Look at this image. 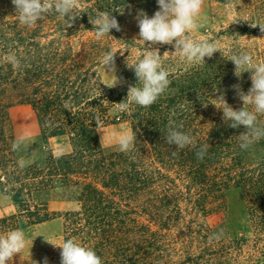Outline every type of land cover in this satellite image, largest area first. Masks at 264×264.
<instances>
[{
  "label": "trees",
  "instance_id": "obj_1",
  "mask_svg": "<svg viewBox=\"0 0 264 264\" xmlns=\"http://www.w3.org/2000/svg\"><path fill=\"white\" fill-rule=\"evenodd\" d=\"M210 1L248 15L207 38L239 42L237 49L219 46L222 52L199 64L179 55L162 57L171 81L166 92L150 107L132 104L119 111L115 103L138 83L127 60L137 62L149 48L140 40L137 16L154 15L157 0H79L82 12L72 22L53 11L31 27L19 22L12 0H0V171L14 186L18 205V215L0 219V235L24 219L37 225L60 217L63 241L93 249L103 264H264V140L241 150L238 135L246 129L229 127L217 108L223 94L229 105L241 109L232 85L245 93L251 87L250 73L233 79L232 54L243 49L255 63H264V49L240 42L256 36L264 40L260 26L250 24L264 23V0ZM101 11L110 12L121 31L112 29L98 40L89 16ZM152 48L175 51L170 45ZM109 50L117 51L120 82L115 86L106 85L100 74ZM20 105L33 110L44 144L65 137L70 150L54 155L48 148L43 164L19 167L10 111ZM169 121L182 124L179 130L190 134L194 145H169ZM115 122L129 123L136 137L127 153H106L101 146L98 130ZM203 144L209 148L200 160L196 152ZM68 186L79 188L76 209L49 216L31 208L33 192ZM232 189L245 197L248 238H217L210 223L225 213ZM60 252L51 264H61Z\"/></svg>",
  "mask_w": 264,
  "mask_h": 264
},
{
  "label": "clouds",
  "instance_id": "obj_2",
  "mask_svg": "<svg viewBox=\"0 0 264 264\" xmlns=\"http://www.w3.org/2000/svg\"><path fill=\"white\" fill-rule=\"evenodd\" d=\"M12 4L18 13L19 22L29 27L43 20L53 11L61 19L68 17L67 20L71 22L82 12L79 0H12ZM157 4L159 10L151 17L144 12L137 16L140 40L149 42V48L137 62L129 64L127 60V66L134 70L138 83L128 87L126 99L115 103L119 111H127L132 104L143 108L150 107L166 92L171 81L169 71L163 66L162 57L179 54L181 60L199 64L204 62L205 57L211 58L216 51L222 52L218 42L206 38L196 40L190 35L199 27L197 18L200 16L204 0H157ZM89 20L98 40L110 36L112 29L121 31L118 20L110 12L101 11L95 18L89 16ZM257 24L261 32H264V23L254 22L251 26L256 27ZM68 25L70 26L71 23ZM152 45H172L175 52L170 54L166 51L161 55L159 49H153ZM116 52L109 50L101 60L103 67L107 66V71L114 75ZM229 60L235 65L236 77L240 78L244 72H250L251 87L245 93L239 84L232 85L236 95L243 102V107L239 110L229 105L223 94L217 98L221 106L214 105L222 110V118L229 127L235 129L243 126L246 129L238 135V140L241 150H248L264 140V121L260 120V117L264 116V63H255L251 52L243 49L232 54ZM9 61L14 66L19 63L15 56H9ZM119 82L115 75V83L112 86ZM246 105L250 106L251 110L245 107ZM96 122L98 124V120ZM182 127V124L177 125L174 121H169L166 129L167 143L175 145L177 149L194 145L193 137L179 130ZM135 138L134 134L121 136L119 150L127 153L134 145ZM22 144V140L17 141L13 144V149L19 150ZM208 148V144L201 145L196 152L197 158L203 160ZM176 154V152L172 153L173 156ZM24 166V161H20V167ZM51 244L61 249V264H103L101 257L93 249L73 239H66L60 244ZM25 246L26 235L21 229L0 235V264H7L16 254H20ZM44 264H48L47 258Z\"/></svg>",
  "mask_w": 264,
  "mask_h": 264
},
{
  "label": "rangeland",
  "instance_id": "obj_3",
  "mask_svg": "<svg viewBox=\"0 0 264 264\" xmlns=\"http://www.w3.org/2000/svg\"><path fill=\"white\" fill-rule=\"evenodd\" d=\"M239 16L248 18L246 13H238L235 6L204 0L200 16L197 18L199 27L194 29L190 35L196 40L214 38L223 27L228 26L230 23H235L240 18ZM253 23L254 21L250 24L252 25ZM254 28H259V25L257 24ZM89 36L91 37L93 34ZM220 40L222 42L219 46L230 51L236 50L239 45V42L230 39L220 38ZM240 42L248 44L251 49H264V40L259 36L243 38ZM164 52L166 51H159L161 55ZM167 52L171 54L175 51ZM178 55L164 56V58H172ZM115 68V75L118 78L120 69L116 62ZM107 70V66L106 68L102 66L100 74L103 82L106 85H110L115 83V75ZM249 73L244 72L238 78L234 69L233 79H242ZM10 117V126L15 143L23 141L21 148L16 150L18 152L17 161L19 167L20 161H24L25 166L33 163L43 164L48 148L51 149L54 155L65 154L70 150L69 141L65 137L53 138L47 144L43 143L38 121L29 106L20 105L13 107L10 111ZM126 134H132L130 125L127 122H115L101 127L98 130V137L104 152L118 151L119 139ZM12 189H14V186L6 182L3 173L0 171V219L18 215V205H16V198ZM78 194L79 188L76 186L36 191L30 196V206L41 214L58 215L77 208ZM23 221V223L10 228V231L23 230L26 235V246L20 254H16L7 264H44L45 258H47L48 264H51L60 250L59 247H54L51 243L60 244L63 242L62 218L59 217L37 225H29L28 219ZM210 223L217 238H226L231 235L248 238L251 228L243 192L239 189L228 191L225 213L212 217ZM43 236L51 243L47 242Z\"/></svg>",
  "mask_w": 264,
  "mask_h": 264
}]
</instances>
